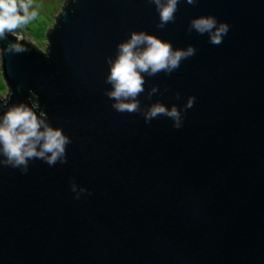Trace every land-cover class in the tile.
Wrapping results in <instances>:
<instances>
[{
	"label": "water",
	"instance_id": "1",
	"mask_svg": "<svg viewBox=\"0 0 264 264\" xmlns=\"http://www.w3.org/2000/svg\"><path fill=\"white\" fill-rule=\"evenodd\" d=\"M60 9L44 52L22 33L27 51L0 55V119L35 93L37 115L71 140L65 163L0 165V264H264V0H179L164 28L151 0ZM208 15L230 26L220 45L189 30ZM132 31L196 53L170 74L142 73V111L120 113L107 60ZM156 102L181 109L182 127L145 122Z\"/></svg>",
	"mask_w": 264,
	"mask_h": 264
},
{
	"label": "clouds",
	"instance_id": "2",
	"mask_svg": "<svg viewBox=\"0 0 264 264\" xmlns=\"http://www.w3.org/2000/svg\"><path fill=\"white\" fill-rule=\"evenodd\" d=\"M159 14L158 28H164L174 21L179 0H151ZM193 4L195 0H186ZM31 0H0V40L6 34L15 37V42L9 43L0 50L4 53L20 54L27 51L22 34L23 28L35 18L31 11ZM226 22H218L214 16H200L190 21L189 30L208 34L210 43L220 45L229 32ZM196 49L189 45L186 49H173L169 42L156 35L144 31H132L130 38L117 45L115 58H108L110 66L106 82L112 85L106 90V95L113 101L112 107L120 113H135L142 111L138 97L145 91V77L154 76L160 72L170 74L180 67L181 61L194 56ZM158 91L153 87L149 98ZM7 102L8 97L3 99ZM35 93L31 95V106L25 103L12 105L0 119V165L20 168L27 172L29 161L40 159L49 166L57 162H66V145L71 140L60 128H53L46 122V113L39 116L34 109L40 107ZM195 97H189L184 110L193 107ZM145 122L166 116L173 121V127L179 129L183 125L182 110L175 105L168 108L163 103L156 102L143 110ZM76 191V185H71ZM81 192L86 189L81 188ZM79 195H77V198Z\"/></svg>",
	"mask_w": 264,
	"mask_h": 264
},
{
	"label": "rangeland",
	"instance_id": "3",
	"mask_svg": "<svg viewBox=\"0 0 264 264\" xmlns=\"http://www.w3.org/2000/svg\"><path fill=\"white\" fill-rule=\"evenodd\" d=\"M64 0H31V11H35L36 16L22 30L26 33L34 44L35 48L44 52L45 49V24L52 21V15L61 11V5ZM44 48V49H43ZM7 94L5 81L0 78V95L4 97Z\"/></svg>",
	"mask_w": 264,
	"mask_h": 264
},
{
	"label": "trees",
	"instance_id": "4",
	"mask_svg": "<svg viewBox=\"0 0 264 264\" xmlns=\"http://www.w3.org/2000/svg\"><path fill=\"white\" fill-rule=\"evenodd\" d=\"M24 42H25V41H24ZM24 42H23V43H24ZM30 45H31V44H30ZM32 47H34V46H32Z\"/></svg>",
	"mask_w": 264,
	"mask_h": 264
}]
</instances>
